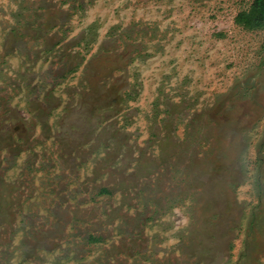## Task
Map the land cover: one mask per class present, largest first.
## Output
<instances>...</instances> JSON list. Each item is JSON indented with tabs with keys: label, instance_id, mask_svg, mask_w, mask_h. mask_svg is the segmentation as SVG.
<instances>
[{
	"label": "rangeland",
	"instance_id": "rangeland-1",
	"mask_svg": "<svg viewBox=\"0 0 264 264\" xmlns=\"http://www.w3.org/2000/svg\"><path fill=\"white\" fill-rule=\"evenodd\" d=\"M252 3L0 0V264H264Z\"/></svg>",
	"mask_w": 264,
	"mask_h": 264
},
{
	"label": "trees",
	"instance_id": "trees-1",
	"mask_svg": "<svg viewBox=\"0 0 264 264\" xmlns=\"http://www.w3.org/2000/svg\"><path fill=\"white\" fill-rule=\"evenodd\" d=\"M236 21L249 29H264V0H253L248 10L238 13ZM102 192H108V190L103 188Z\"/></svg>",
	"mask_w": 264,
	"mask_h": 264
}]
</instances>
